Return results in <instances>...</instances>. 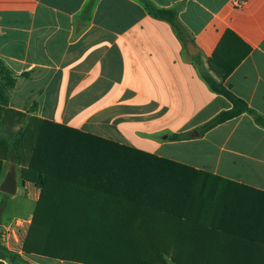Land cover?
I'll return each mask as SVG.
<instances>
[{"label": "crops", "instance_id": "1", "mask_svg": "<svg viewBox=\"0 0 264 264\" xmlns=\"http://www.w3.org/2000/svg\"><path fill=\"white\" fill-rule=\"evenodd\" d=\"M151 1L178 11L182 37L139 0H0V59L18 75L33 74L12 92L9 107L241 185L217 190L218 199L226 194L232 201L233 217H222L224 210L218 215L214 203L213 217H183L179 225L209 227L198 237L225 243L214 248L218 257L264 259V127L245 113L199 131L233 107L201 74L227 31L251 52L225 80L211 73L264 116V0ZM32 102L35 111L28 107ZM25 188L36 208L44 192L93 193L69 186L48 191L34 182ZM56 205L99 211L128 206ZM134 220L156 224L154 218ZM12 228L0 213L3 264H86L24 252L28 230L5 243L1 233ZM3 249L23 263L4 258Z\"/></svg>", "mask_w": 264, "mask_h": 264}, {"label": "trees", "instance_id": "2", "mask_svg": "<svg viewBox=\"0 0 264 264\" xmlns=\"http://www.w3.org/2000/svg\"><path fill=\"white\" fill-rule=\"evenodd\" d=\"M139 1L144 3L152 16L170 23L182 37L183 27L176 9L160 8L151 0ZM250 52L251 47L248 44L234 32L227 31L209 61V69L201 66L202 77L211 90L227 98L233 106L201 127L199 131L202 134L245 113L250 114L258 125L264 127V116L252 109L245 100L224 85L223 81L216 80L211 73L215 71L225 80ZM32 75V72L18 75L0 59V173L3 166L1 157L16 164L27 158L26 172L36 177L35 183L38 186L46 187L48 191L52 186L82 187L92 190L93 193H42L23 245L24 252L86 264H107L103 260L68 256L59 251L71 246L72 237L66 223L72 222L71 226L74 228L77 224L82 225L85 221L83 219L90 221L91 218H97L111 227L107 234L114 232L120 237L121 243H126L125 250L132 252L130 264H168L162 256L152 259L139 257L136 247L141 245H149V250L153 251L173 248L179 253V256L172 259L176 264L264 263V259L218 257L214 255V248H221L225 243L211 242L206 240L207 236L198 237L209 234V227L203 224L179 225L183 217H197L201 221L213 217L214 202L218 203V210L215 211L218 215L220 210H224L222 217H233V211L227 205L232 201H228L226 194L214 202L204 200L199 193L200 179H215L222 182L221 186L227 187L241 185L12 110L9 107L12 92ZM27 118L28 122L25 123ZM180 138L182 136L174 137ZM84 201L126 203L128 206L99 211L60 208L56 205ZM6 203L3 201L4 206ZM137 217L154 218L156 224L145 221L136 224L134 218ZM195 234L197 236H193ZM99 249L105 253L103 248ZM1 255L11 261L23 263L18 255L6 249H3Z\"/></svg>", "mask_w": 264, "mask_h": 264}, {"label": "rangeland", "instance_id": "3", "mask_svg": "<svg viewBox=\"0 0 264 264\" xmlns=\"http://www.w3.org/2000/svg\"><path fill=\"white\" fill-rule=\"evenodd\" d=\"M28 107L30 111H35L37 105L32 102L28 105ZM27 122L28 118L25 119V123ZM26 159L27 158L24 159L25 161L21 160L16 164L11 163L1 157L3 166L1 169L0 176H2L4 173H7L11 165H16L18 177V192L16 195H8L5 197L0 192V213L2 214L3 220H9L10 225L12 226H14L13 224H15L14 218L21 217L17 219L22 221L23 230L29 231V228L31 226L30 223H32L34 212L36 209V204L27 199L30 190L25 188V184L27 182L35 183L36 177H33L31 174L28 175V172H26L28 171V162H26ZM200 180L201 181H199V183L201 182V185L199 184V193H201L204 200L207 199L214 202L216 199H218L217 190L221 185H223L222 182L215 179L214 181L209 179L205 180L204 178ZM203 185L207 187H202ZM201 188L202 191L200 192ZM8 198H11L12 200L9 201L8 207H6L3 205V201H6V199ZM29 220L31 221L30 223L28 222ZM83 220L85 221L82 223V225L77 224L74 226V228L71 226L72 222L66 223L70 232L69 235L70 237H72V241L70 244L71 246L69 248L66 247L64 249L59 250L61 253H64L68 256H76L80 258L103 260L107 264H130L132 252L125 250L126 243H121V241H119L120 237L118 236V234L116 235V233L114 232L109 234L106 233L110 231V226L106 225V223H101L103 220L101 221L97 218L96 220H93L91 218L90 221L88 219ZM99 248H103L105 253L100 252ZM149 249V245H141L136 247V252L139 257H150V259H152V257L158 258L162 256L166 259L168 264H176L172 261V259L174 258V256H179V253L175 252L173 248L166 247L154 251ZM55 250L58 251L57 248H55Z\"/></svg>", "mask_w": 264, "mask_h": 264}, {"label": "water", "instance_id": "4", "mask_svg": "<svg viewBox=\"0 0 264 264\" xmlns=\"http://www.w3.org/2000/svg\"><path fill=\"white\" fill-rule=\"evenodd\" d=\"M0 191L10 196L16 195L18 191V177L15 164L11 165L10 169L6 173V176L0 185Z\"/></svg>", "mask_w": 264, "mask_h": 264}, {"label": "built area", "instance_id": "5", "mask_svg": "<svg viewBox=\"0 0 264 264\" xmlns=\"http://www.w3.org/2000/svg\"><path fill=\"white\" fill-rule=\"evenodd\" d=\"M22 225H23L22 221L17 219L15 221L14 228L7 229L1 233V237L4 239L5 243L7 241H10V239H12L13 237L15 238V236L18 237V233H20L23 230Z\"/></svg>", "mask_w": 264, "mask_h": 264}]
</instances>
